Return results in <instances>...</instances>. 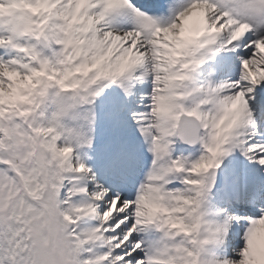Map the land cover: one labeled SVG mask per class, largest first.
I'll return each mask as SVG.
<instances>
[{
    "label": "snow or ice",
    "instance_id": "obj_1",
    "mask_svg": "<svg viewBox=\"0 0 264 264\" xmlns=\"http://www.w3.org/2000/svg\"><path fill=\"white\" fill-rule=\"evenodd\" d=\"M0 264H264V0H0Z\"/></svg>",
    "mask_w": 264,
    "mask_h": 264
}]
</instances>
